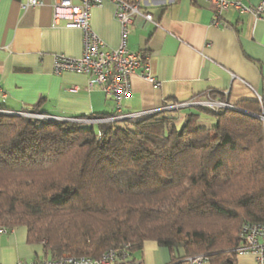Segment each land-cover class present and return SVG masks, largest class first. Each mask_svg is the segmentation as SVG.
<instances>
[{"label":"trees","instance_id":"16d2710c","mask_svg":"<svg viewBox=\"0 0 264 264\" xmlns=\"http://www.w3.org/2000/svg\"><path fill=\"white\" fill-rule=\"evenodd\" d=\"M40 107L23 112L45 117L0 103V228H24L39 259L134 255L156 241L170 264H237L244 224L264 223V101L201 106L179 129L166 111L90 121L120 114ZM202 111L212 127L198 125Z\"/></svg>","mask_w":264,"mask_h":264},{"label":"crops","instance_id":"0c3cea01","mask_svg":"<svg viewBox=\"0 0 264 264\" xmlns=\"http://www.w3.org/2000/svg\"><path fill=\"white\" fill-rule=\"evenodd\" d=\"M27 1L0 0V103L16 112L39 103L41 111L62 118L114 112V101L100 85L90 89L86 74L54 71L55 55L80 58L84 52L83 31L66 26L67 10H57L60 0L24 8ZM242 1L256 5L262 0ZM147 9L154 22L133 16L129 48L144 53L160 85L136 74L125 111H166L175 115L180 128L188 114L209 107L210 101L238 106L258 95L264 101V19L231 8L216 25L213 9L201 0L155 1ZM90 22L109 48L119 46L121 25L112 2L93 8ZM200 113L198 125L212 127L214 117ZM12 231L11 236L0 233V264L24 259L26 230ZM15 242L16 258L8 248ZM133 258L142 264H170L172 251L147 241ZM237 259V264H257L250 254Z\"/></svg>","mask_w":264,"mask_h":264},{"label":"built area","instance_id":"2783aa9c","mask_svg":"<svg viewBox=\"0 0 264 264\" xmlns=\"http://www.w3.org/2000/svg\"><path fill=\"white\" fill-rule=\"evenodd\" d=\"M106 1L115 5V17L121 25L120 44L117 48H109L103 40L98 37L91 27V10L101 7ZM161 4H171L176 0H60L58 9L67 10L66 26L70 28H80L83 31L84 52L80 58L68 57L65 54L55 55L54 71L62 73L72 71L86 74L89 77V88L100 85L107 97L116 103L119 116L107 119L90 120L103 121L117 118H130L142 120L145 116L155 112H129L123 113V102L132 95V79L136 74L159 86L160 82L152 74L143 52L132 51L129 48V36L131 33L132 18L139 15L147 21L154 22L153 15L147 7L154 2ZM208 3L214 12V23L220 24V17L223 12L234 8L241 12L253 15L257 19H264V0L256 5L245 4L242 0H201ZM41 3L40 0H28L24 8L34 7ZM156 25L158 23L155 22ZM76 90V89H73ZM257 100L262 102V97L257 96ZM189 103H186L188 105ZM184 105V104H182ZM214 109L234 108L236 105L228 101H210L207 105ZM7 113L13 111L2 110ZM21 114L25 112H19ZM26 114V113H25ZM30 116H42V114L27 113ZM42 117H45L43 115ZM48 117V116H46ZM243 244L238 249V255L252 254L259 264H264V223L248 222L244 224L242 230ZM207 259L200 255L189 257L184 264H201ZM16 264H142L129 252L128 248L109 249L98 259L92 257H76L65 254L56 259H38L31 262H18Z\"/></svg>","mask_w":264,"mask_h":264},{"label":"rangeland","instance_id":"374dc122","mask_svg":"<svg viewBox=\"0 0 264 264\" xmlns=\"http://www.w3.org/2000/svg\"><path fill=\"white\" fill-rule=\"evenodd\" d=\"M1 111V110H0ZM2 112H4V111H2ZM203 113H207V114H209L208 112H206V111H204ZM11 114H16V113H11ZM30 114V113H29ZM20 115H21V113H20ZM22 115H27V113L25 114V113H23ZM264 118V117H263ZM178 128V127H177ZM179 129V128H178ZM18 229H20V230H23V228H18ZM0 233L1 234H5L6 233V235H9V236H11V234H14V231H12L11 229H9V230H7L6 232L4 231V228L2 229H0ZM16 242L13 244V245H11V246H8V248L9 249H11V251L10 252H13L14 253V257L16 258L17 257V255H16V253H17V250H16ZM8 245V242L4 245V246H7ZM24 250H26L25 252H24V259H22V260H16L13 264H16V263H18V262H31V261H34L35 259H39V258H44L45 257V255L43 254V252H41L40 250H37L34 246H32V245H30V244H28V243H26V245H25V249ZM242 255V254H241ZM250 255H252V254H250ZM257 264H259L258 262H257Z\"/></svg>","mask_w":264,"mask_h":264},{"label":"water","instance_id":"95a60500","mask_svg":"<svg viewBox=\"0 0 264 264\" xmlns=\"http://www.w3.org/2000/svg\"><path fill=\"white\" fill-rule=\"evenodd\" d=\"M240 110V109H239ZM244 111V110H242ZM244 112H247V111H244ZM13 113H16V114H20L19 112H13ZM247 113H250V112H247ZM22 115V114H21ZM43 116V115H42Z\"/></svg>","mask_w":264,"mask_h":264}]
</instances>
